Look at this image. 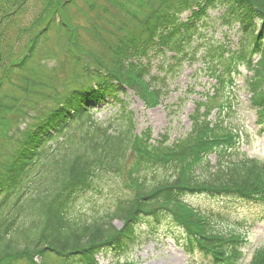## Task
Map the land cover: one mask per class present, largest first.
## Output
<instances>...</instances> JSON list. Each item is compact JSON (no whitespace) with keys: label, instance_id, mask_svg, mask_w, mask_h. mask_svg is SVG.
I'll use <instances>...</instances> for the list:
<instances>
[{"label":"trees","instance_id":"obj_1","mask_svg":"<svg viewBox=\"0 0 264 264\" xmlns=\"http://www.w3.org/2000/svg\"><path fill=\"white\" fill-rule=\"evenodd\" d=\"M72 1L61 6L54 1L46 4L51 10L47 22H39L40 30L27 52L18 62L12 61L0 79V126L7 127L0 143V264H51L49 259L55 264H100L96 253L123 252L137 240L139 222L160 216L176 223L190 244L213 256L215 264L242 260L245 237L218 215L196 211L185 200L190 194L264 199V162L238 151L227 152L231 125L218 120L223 117L222 111L219 118H208L217 97L207 95L206 101L197 103L191 131L172 144L168 136L152 142L150 129L142 135L137 133L127 102L120 96L131 89L138 95H152L157 104L169 88L168 75H162L165 81L159 85V75L151 71L152 57L162 56L158 68L163 73L167 62L166 68L173 70L188 57L195 60L197 45L193 42L197 36L207 50L199 70L211 71L218 91L233 83L240 64L250 67L251 105L264 127V0H148L149 10L135 31L115 27L104 40L99 35L101 30L92 29L93 37L103 40L108 50L100 54L93 51L94 62L82 65L74 81L42 92L39 86H44L46 79H38L37 63L41 60L35 50L44 43V32L59 24L63 26L61 42L66 53L73 55V45L77 44L88 54L82 47L80 26H71V16L66 12ZM26 2L0 0L8 9L0 21L18 16ZM217 8L224 12L211 17L209 10ZM186 11L189 14L185 18ZM60 15L61 23L57 22ZM207 19L210 23L221 20L228 28L240 24L235 49L211 43L202 28L208 25ZM111 36L115 38L112 44L108 41ZM3 39L4 29L0 27V63L12 57ZM171 51L175 53L173 59L168 55ZM255 53L259 54L257 61L253 59ZM14 77L16 88L5 91ZM96 85L109 92L113 102H119L122 126L115 129L114 124L99 126L91 122L95 127L83 131L82 141L63 148L75 120L93 115L85 113L78 102L93 96ZM33 94L40 100L23 97ZM47 101L52 103L46 105ZM28 117L35 121L31 123ZM23 123H27L24 128ZM228 136V140H222ZM210 150L220 151L217 165L206 157ZM53 151L52 158L46 159ZM130 151H135L136 163L124 181L122 171ZM151 169H157L154 179L149 176ZM120 177L122 189L102 213L96 211L90 217L68 213L74 193L86 192L94 183L99 185L98 180L107 179V183ZM115 220L123 222L122 228L116 227ZM248 264H264V247L255 250Z\"/></svg>","mask_w":264,"mask_h":264},{"label":"rangeland","instance_id":"obj_2","mask_svg":"<svg viewBox=\"0 0 264 264\" xmlns=\"http://www.w3.org/2000/svg\"><path fill=\"white\" fill-rule=\"evenodd\" d=\"M20 0H16L18 3ZM26 5L22 8V11L18 16L7 21H0V27L4 29V42L9 46H6L7 53L12 54V57H7L0 63V79L4 74L6 67L12 61L18 62L19 57H22L28 50V46L31 44V39L40 30L39 22L45 24L48 19V14L51 10H48L46 4L49 1L53 3H66L67 0H26ZM6 4L0 3V17L4 11ZM149 10L148 0H73L66 9V12L70 14L73 19L74 25L81 26L80 38L82 41V47H86L87 50L74 45V54H67L64 50L63 43L61 42L64 34L62 35L63 26L55 24L53 29L49 30L45 35L44 43L38 44L40 49H37V59L41 60L39 66V80L44 81L45 85L39 86L41 91L49 93L53 88L62 84L67 80H75V72L79 70L82 65H86L90 59L89 51L93 50L98 54L102 51H107L104 46L103 40L95 39L90 32L92 29L96 32V28L100 31L102 38L110 36L108 31H113L115 27L121 30L135 31L140 24V20L147 14ZM217 12L214 13V15ZM189 11H186L184 17L186 18ZM61 15L57 18V22L61 20ZM1 19V18H0ZM61 20V21H60ZM4 26V27H2ZM225 28V26H223ZM209 31L214 32L215 37H222L221 27L219 25L210 26ZM236 29L230 31V39L236 45L238 41V35L235 34ZM105 40V39H104ZM110 44L115 41V38L110 37L108 40ZM62 43V44H61ZM116 47V46H115ZM114 47V48H115ZM65 51V52H64ZM110 54L111 51L109 50ZM170 55V54H169ZM155 65V71L159 70L157 63L160 59L152 57ZM36 59V60H37ZM35 60V61H36ZM42 63L44 65L42 66ZM84 65V66H85ZM166 65V64H165ZM199 64H195L191 68H186L184 74L178 79H174L172 73H168L170 82V93L167 95L166 100L160 105L156 104V100L152 98V95L146 93V97L141 94H121L120 98L127 102L129 111L132 114V118L136 123V130L140 133L142 129L152 128L154 135L161 133L170 134L172 138H177L190 129L191 122L188 119V115L193 111L194 104L193 98H196L200 91H202L203 84L207 83L203 77L200 80L203 84L197 86L195 92H192V88L187 85L194 79H196L193 69L197 68ZM134 71L133 69H131ZM243 72H247L246 68H243ZM130 79L134 77L130 73ZM11 84H7L4 89L10 91L16 88L15 84L17 79L14 77ZM239 87L237 88V97L234 101L235 109L229 112V120L233 127H235L241 135V139L238 146H242L248 156L257 157L258 160L264 161V131L260 130L257 126L255 110L249 106V93L246 87L243 86V75L238 77ZM202 85V86H201ZM41 87V88H40ZM102 87L96 85L94 87V95L87 98L86 101H79L80 108L83 111L93 113V115L82 116L77 118L72 124L69 132L66 136L64 146H68L70 142L82 141L83 131L90 126L91 122H96V125H108L114 124V128L122 126L123 118L120 117V104L119 102H113L109 92L104 93ZM147 92V91H146ZM152 94V93H151ZM149 96V98L147 97ZM26 100H33L34 102L40 100V96L33 94L29 95ZM147 99L148 101H146ZM146 101V104H144ZM32 102L31 105L34 103ZM43 102V101H41ZM51 104V101H47V104ZM44 104V103H43ZM35 110H31L33 115ZM17 115V114H16ZM119 117V118H118ZM12 115V120H14ZM31 123L35 121L33 118H27ZM118 121H121L118 122ZM26 123L22 124L24 128ZM9 128V127H8ZM93 129V128H92ZM7 132V127L0 126V143L2 137ZM63 141V140H60ZM55 144L52 145V147ZM61 146V145H60ZM59 146V148H60ZM51 147L49 148V150ZM51 155L55 154V151L50 152ZM136 161L135 151H130L129 155L123 166L124 179H128L129 171L134 167ZM213 162H215L213 157ZM157 169L149 170V176L154 179ZM114 179V178H113ZM107 179H101L99 185L93 184L87 188L86 192L74 193L71 196L69 202V211L74 216L84 215L90 217L94 212L102 213L108 206L112 205L114 198V192L117 191V186L120 185L119 180H112L107 182ZM128 182V181H127ZM99 187V188H98ZM118 192V191H117ZM79 195V196H78ZM194 205L203 210H211L215 213L220 212L224 216V221L227 224L240 228L242 225L246 227L245 233L248 235L249 244L247 246L248 253L246 255L245 262H248L252 256L253 250L257 247H264V204L255 203V201L241 200L236 197H195L189 199ZM97 208L98 210H96ZM70 215V214H69ZM169 221L161 220L160 226L157 227L159 232H155V235H148L144 233L147 230L146 225H142L140 231L143 232L140 245H133V250L116 253L114 250L108 251V257L99 254L97 256L103 264H116L118 261H134L131 264H212L210 258H207L203 253L198 250L191 251L187 248L183 237L176 229L171 228L172 223ZM116 227L122 226L119 220H115ZM36 260L40 262V258L36 257ZM35 260V261H36ZM29 262V261H28ZM48 263L55 264L53 259H49ZM241 263V264H244ZM17 264H27L23 261ZM59 264V263H56ZM240 264V263H239Z\"/></svg>","mask_w":264,"mask_h":264},{"label":"bare ground","instance_id":"obj_3","mask_svg":"<svg viewBox=\"0 0 264 264\" xmlns=\"http://www.w3.org/2000/svg\"><path fill=\"white\" fill-rule=\"evenodd\" d=\"M70 18H71V21H73L72 17H70ZM80 28H82V27L80 26ZM73 47H74V45H73ZM92 52H93V50H90V51H89L90 56H87V58L90 59V60L88 61V63H87L88 65H90L91 63L94 62V59H93V57L91 56V55H92Z\"/></svg>","mask_w":264,"mask_h":264}]
</instances>
